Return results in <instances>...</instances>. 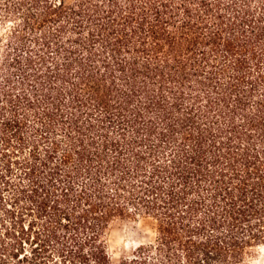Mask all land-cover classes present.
Listing matches in <instances>:
<instances>
[{"label": "trees", "instance_id": "16d2710c", "mask_svg": "<svg viewBox=\"0 0 264 264\" xmlns=\"http://www.w3.org/2000/svg\"><path fill=\"white\" fill-rule=\"evenodd\" d=\"M0 28V264L264 245V0H0ZM136 217L153 241L113 261Z\"/></svg>", "mask_w": 264, "mask_h": 264}, {"label": "rangeland", "instance_id": "374dc122", "mask_svg": "<svg viewBox=\"0 0 264 264\" xmlns=\"http://www.w3.org/2000/svg\"><path fill=\"white\" fill-rule=\"evenodd\" d=\"M3 30L0 28V35ZM155 236L154 222L148 217L115 220L107 232L110 258L118 261L130 255L138 246L150 244ZM244 264H264V245L254 248Z\"/></svg>", "mask_w": 264, "mask_h": 264}]
</instances>
